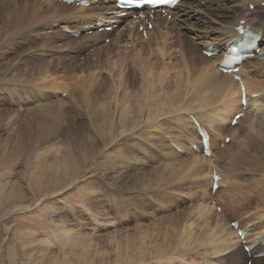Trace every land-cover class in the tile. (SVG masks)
Wrapping results in <instances>:
<instances>
[{
	"label": "rangeland",
	"instance_id": "374dc122",
	"mask_svg": "<svg viewBox=\"0 0 264 264\" xmlns=\"http://www.w3.org/2000/svg\"><path fill=\"white\" fill-rule=\"evenodd\" d=\"M31 1L0 0V211L7 197L6 192L11 187L21 192L24 205L26 204V208L7 216L0 212V264H159L150 260L154 252L152 246L160 247L163 251H173L174 254L170 255L175 258L172 260L173 264H204L206 251H209L207 247L211 243L208 242L213 240L211 236L216 231L210 228L216 225V221L224 223L225 228L237 221L240 227L246 225L251 235L263 228L264 132L261 134L259 129V126L264 125L262 114L252 113L248 106L243 107L244 115L235 125H231L237 127L236 138H232L229 133L223 134H228V142L222 140V136L215 138L216 143L212 148L215 156L226 146H230V154H237L239 149L243 152L235 162L224 157L216 167V172L219 169L227 182L230 176L231 180L237 182V188L231 191L233 198L227 183L213 192L209 191L206 180L201 175L198 176L202 180L198 179L193 163L188 162L193 156L203 155L195 153L189 147L184 136H181L183 133L180 132L179 135L174 130L173 122L166 123L174 119L175 116L172 115H175V108L161 114L159 123L164 127L171 126L168 127V133L172 140L179 138L178 143L183 141L187 151L191 149L194 155L176 151L171 148L165 136L150 129L145 134H148L151 141L157 145L160 142L167 143L173 152L179 154L178 157L171 156L169 152L167 154L168 150H153L151 146L146 150L149 154H144L137 148L140 141L131 135L117 136L118 139L115 138L111 145L105 146L103 139H100L105 130L96 128L97 122L93 120L94 114L100 113L96 105L103 106L112 97L111 90L115 82L109 73L116 74V71L112 73L116 59H129V54L134 56L139 47H134L131 43L126 45L127 41L120 47L117 46V33L114 30L72 37L64 33L61 27L66 24L80 29L77 26L82 24L83 19H73L71 16L81 14L75 15L69 10L59 9L57 5L60 2L57 0H37L35 6H41L42 9L29 12L28 5ZM241 1L229 4L226 13L231 14L234 8L245 9L247 2ZM249 1L253 2V5H248L249 10L257 6L264 7L262 0ZM107 3L104 2V5ZM172 15L163 17L160 14L167 22L173 21ZM68 18L76 21L72 23ZM124 24L125 21L121 25ZM166 25L167 23L163 25L164 28ZM175 31L178 33L169 40L172 42L168 50L169 54H173L171 58L178 55L179 44L175 39L184 35L180 28ZM187 38L192 42L191 37ZM142 46L146 47L145 44ZM261 46L263 45L260 44L259 47ZM155 47L154 41H151V51L149 48L143 49V56H150ZM199 52L198 50L197 54ZM199 54L203 56L204 52ZM119 61L120 59L117 66L121 64ZM263 61L264 56L255 62ZM128 64L124 71L131 86L132 83H137L135 80H138L140 73ZM117 66L115 68H120ZM215 66L219 71L216 63ZM260 69L264 71V68L253 67L249 75L245 76L250 79L253 77L252 80L259 83L264 82V72H259ZM90 74H93L92 78ZM173 81L174 78L168 82L174 84ZM263 90L249 96L252 99L264 96ZM104 92L111 95H105ZM184 95L178 107H196L198 99L192 98L194 94ZM219 105L221 103L217 102L214 107H207L208 110L203 111L213 110L219 113L217 118L226 119L223 121L224 125L229 126L228 118L232 115L224 114V105L222 108ZM116 112L118 111L114 107L109 109V114L113 113L114 119L118 115ZM192 112H183L182 116L187 118V114ZM252 125L256 127L252 129ZM92 150L93 154L88 155ZM67 153L80 159V154H83L84 159L86 157V168L80 163L76 167L79 176L72 182L69 177H61L64 183L59 179L60 185H56L58 188L55 186V191H52L51 185L44 187L45 181L39 179L38 184L41 183L47 190L44 197L39 198L34 189L37 186L33 185L38 178V169L41 165H45L46 170L49 166L56 165L61 171L62 163L58 162H62ZM131 155L137 156L138 160H127ZM206 158L210 160L209 157ZM215 158L212 157V160ZM205 209L210 211L212 222L209 220L203 223L201 214ZM64 230L81 239L84 245L63 246ZM13 231L19 234H13ZM139 243H144L142 251H146L136 256L140 251ZM182 243L184 246H181ZM177 252H182L178 254L184 256H178ZM254 259L259 258L248 256L245 264H252Z\"/></svg>",
	"mask_w": 264,
	"mask_h": 264
},
{
	"label": "bare ground",
	"instance_id": "6f19581e",
	"mask_svg": "<svg viewBox=\"0 0 264 264\" xmlns=\"http://www.w3.org/2000/svg\"><path fill=\"white\" fill-rule=\"evenodd\" d=\"M86 1H88L90 4L88 8H84L79 5L77 8H73L69 5L65 6L61 3L58 4L57 7H59V9L69 10L75 15L76 13L81 14L80 16L72 15L71 17H73V19L74 18L80 19L79 17H81V20L83 19L82 21L86 23L87 26H91L94 18L98 19L93 22L95 24L98 23L99 20L101 19L108 20V22L111 24V20L113 19L112 15L116 11V8L114 6L115 3L112 0H86ZM243 1L247 2L245 9L243 8L235 9L234 8L231 10V14H227L226 10L228 12L229 8H227V6L229 7V4L240 3L242 1L241 0H181L178 6L173 8L172 11L167 12L168 15L173 14L172 15V17L174 18L173 21L167 22L166 19H162V17L156 16V18L151 22L152 24L151 30L146 29L145 24H143V22H139V26H144V32H145L144 36L142 34L138 35L137 29L134 26H131L132 22L128 20L129 21L128 24L125 25L126 29H124L125 28L124 27L122 30L125 32H122V31L117 32L116 37H115V43L117 46L120 47L121 44L124 43V41H127V43H125L126 45L128 43H131L134 47H139V49L135 51L134 56L133 54L132 55L129 54L128 56L129 59L127 57H126V60H122V58H117L116 61L114 62V65L113 66L111 65L113 69L112 73H115L116 71L115 75L109 73V76L115 82L111 90L112 97L109 98L111 101L105 98V100H108V101L104 102L103 106L101 105L103 107L102 110L99 109L101 106L96 105L99 103L95 104L96 107H98V110L100 113L94 114L93 120H95V123L97 122L95 126L96 128H102L105 130L104 133L100 137V139H103L102 142L104 143L105 146L111 145L115 141V138H117V136L127 137L131 135L132 137L136 136L135 138H137L140 141L137 148H139V150H141L140 152L144 154L145 153L149 154V152H147L146 150L149 148V146H151L150 148H152L153 150H160V151L168 150L167 154L169 152L171 156L173 155L174 157H178L179 154H177L176 152H173L171 150L172 146L171 148L169 146L172 143L179 150H181L182 153L189 154L190 152V155H194V152L191 149L187 151L188 148L184 144H182L183 141L181 143H178L179 138H177L176 141L172 140V138L169 136V133H168L170 132L169 128L171 126L165 125L166 127H164L162 124L159 123V120H160L159 118L162 117L161 114L164 115V112H168V110L170 109L172 110L173 108H175L173 109L175 111V115H172V116H175L174 119L173 120L168 119L169 121H167V118H166L165 119L167 121L166 123L171 124L173 122V124L175 125L174 130L178 134L180 132L183 133L181 134V136H184L183 139L189 143V147L190 145L195 144L196 148H199L200 147L199 143L201 142L199 140L200 138H198L196 135V127L192 119L189 117L184 118L182 116L183 112L194 111L195 113L192 112L187 115L189 116L191 115V117L196 120L199 126L202 127L203 130L206 131L207 134L209 135L208 145H209V150H210V157H209L210 160H208L204 156L199 155V156H193L194 158H192L191 161H189L188 163H193L192 167L194 171L196 172L197 176L201 175L204 178L203 180H206V184L209 187V191H211L213 171H215V173L220 176L219 181H218L220 188L224 183H227L230 193H232L231 191L237 188V185H236L237 182L235 181L236 182L235 183L233 180H231V176L229 177L230 180H228L227 182L225 175L221 171H219V169L216 172V167H218L217 166L218 162L224 159V157L225 159L227 157L229 160L235 162L238 158L242 156L243 152L239 149V152L237 154H230L228 152V148L230 146H226L224 150L218 151L217 156H215L212 151V148L213 146H215V143H216L215 142L216 137L222 136V140H224L226 137H228V134L227 135H223V134L229 133V135L235 139L237 127L236 126L231 127V125L229 126L224 125L223 121H226V119L217 118V115H219V113L214 112L213 110H210V111H203V110H208L206 109L207 107L208 108L211 106L214 107V104L216 105L217 102H220L221 106L220 105L219 106L222 108V106L224 105L226 109L225 110L226 112L224 114L231 113L232 115L228 118V122L230 123L231 119L233 118L235 114L239 112H243V108L240 105V96H241L240 86L242 85L244 89L245 98L247 100L248 109H251L252 113L259 112L260 114L263 115L262 117H264V96H260L256 99H251L249 97V95L252 93L261 92L264 89L263 88L264 82L259 83L258 81H253L252 80L253 77H251L250 79L248 76H243L244 73L246 75H249L250 69L253 67L264 68V61L261 63L255 62L258 60V58L261 55L264 56V7L261 6V8H259V6H257L253 8L252 10H249L248 5H253V2L249 0H243ZM104 2L105 3L109 2V3H107V5H104ZM37 3H38L37 0L31 1L29 3L30 5H28V11L35 12L36 9H42L40 8L41 6L38 8L35 6ZM194 15L198 17H195ZM68 19H71V18H68ZM66 20H67V17H66ZM63 21H65V19H63ZM69 21L75 22L76 20L71 19ZM115 22L122 23L123 21L119 19V20H116ZM165 23H167V25L164 28L163 25ZM110 24L104 25V24L98 23L99 26H104V27L109 26ZM68 28H69L68 25L66 26V24H64L61 27V30L68 29ZM177 28H180V30L184 32V35H179L175 39V42L179 44L178 55L173 56L174 58H171L173 54L172 55L171 53L169 54L168 50L172 42H169V40L171 38H174V35L178 33L175 31V29ZM189 29H192L194 31H191ZM244 29H248L249 31L256 33L258 35V40H256V43H255L256 45L255 47L257 48V51L252 50L251 51L252 55L247 57L239 65L238 74L236 75L240 77L238 80H235L233 77L234 75L232 73L222 74V72H219L217 70V67L215 66V63L217 64V66L219 65L226 48L231 43H234L235 41H238L241 38V30H244ZM174 32L176 33L174 34ZM124 34H126L127 36L125 37ZM187 37H191L192 42L188 41ZM151 41L152 42L154 41L156 47L150 56L147 55V57H144L142 54V51L143 49H147V48H149L150 50ZM144 44L146 45L145 48H143L142 46ZM260 44H262L263 46L259 47ZM199 45H201V47ZM208 47H210L209 51L211 52H214L217 50L221 52L211 57H207V55L202 56L199 54L201 51H204V52L207 51ZM198 50L200 52L197 54ZM127 54L128 53H126V55ZM119 59H120L119 62L121 64L120 66H117ZM128 63L131 64L134 71H139L138 73H140V77L138 78V80H135L137 81V83H132L131 86L128 84L126 80L127 74L124 71L126 68H128L129 66ZM116 66L120 68L117 69L115 68ZM180 66H182V68H180ZM179 70H181L182 72H180ZM259 72L263 73L264 71L263 69H260ZM92 75L93 74H90V78H92ZM172 78H174V81H173L175 82L174 84H171L168 82L169 79L171 80ZM109 84L111 83L109 82ZM191 93L195 95V96L193 95L194 97L191 95L192 98L196 97L198 99L196 101L197 102L196 107L191 106L190 109L186 108L187 105L185 106L183 105L184 107H181V108L178 107L180 105L179 103L181 102L180 99L183 97V95L184 94L188 95ZM104 94L109 95L110 93L104 92ZM186 98L187 100L189 99L188 97ZM113 107L115 108L116 111H118L116 112L118 114L116 119L112 117L113 113L112 115L109 114V109ZM99 121L101 123H98ZM163 123L165 124V122ZM257 125H260V124L258 123ZM263 126H259L261 134L262 132H264ZM251 127L252 129H254L256 125L255 127L253 125ZM148 129H150L151 131H156L157 134L160 133L162 134V136H165L167 138L169 145L167 143L165 144L160 141H159L160 142L159 145L152 142L151 139L148 137V134L147 135L145 134L147 131H150ZM259 129L258 130L255 129V131H259ZM242 144L243 143H241V145ZM93 152L94 151L92 150L90 153H88V155L93 154ZM80 157L81 159L79 157L75 158L73 157V155L69 153L65 154L62 162H58L60 164L62 163L61 171L58 170L59 166L56 167V165L55 167L49 166L50 168L47 169L48 171L46 170L45 165L43 166L41 165V168L39 169L37 168L39 171L38 178L34 180L35 182L33 185L37 186L34 189L37 191L36 193L39 194L38 195L39 198L44 197L43 196L45 195L44 192L47 191L44 187L51 185L53 186L52 191H55L56 190L55 186L58 185V183L60 185L59 179L69 177L70 181L72 182L76 178H78L79 175H78V170H76V167H79L78 165H80V163L81 165H84V167L86 166L85 165L86 157L84 159L83 154H80ZM212 157H216V158L212 160ZM127 160H131V161L133 160L134 162H136L138 158L137 156L131 155V156H128ZM214 161L216 163H213ZM166 165H165V169H166ZM182 168H185V167L182 166ZM206 177L207 179H205ZM41 178L45 181L44 187L41 186V183L38 184L37 182ZM198 179H201V178H199L198 176ZM62 182L64 183L63 179H62ZM56 187L58 188V186ZM43 188L45 190H42ZM220 188H218V190ZM6 195L7 197H5V201L4 203H2L3 207L0 211L2 215L7 216L15 211L20 210L21 208H26L25 206L26 204L24 205V197L22 196L20 191H17L15 188L11 187L10 190L6 192ZM251 196L252 195H250V197ZM233 197L234 195L231 198ZM209 212L206 211V209L204 213L202 212L201 216H203V219H204L203 223L211 220L209 217L210 215ZM197 218H198V215H197ZM219 223H221L220 220H218V222L216 221V225L215 226L213 225V227L210 228V229H215L216 231H214L215 233L212 234L211 236L213 240L212 239L211 240L209 239L210 241L208 240L209 241L208 243L210 242L211 243L207 247L209 251H206L207 256L204 257L205 258V260L203 261L204 264H245V262L248 260V254L243 250V246L247 245L248 243H251V241H257V244H258L255 247H253L252 250L249 252L251 256L259 252H264V238L262 239V236L264 235V231H262L264 230V226H262L263 227L262 229L259 228L261 229L260 231H257L253 233L252 235L250 233H245L243 237L245 241L242 244L237 236V230L238 229L240 231L244 230L246 225L245 226L243 225L241 227H238L236 230H233L231 227L225 228L223 225L224 223L223 224H219ZM201 226H202V223H201ZM15 232L19 234V232L17 231ZM15 232L13 231V234ZM64 234H65V238H64V241H62L63 246H67V245L77 246L78 245L82 247L84 245L81 243L80 241L81 239H77V237L69 235L66 231ZM207 237L210 238V236H207ZM214 239L216 240L215 242H213ZM142 241L143 240H141V242ZM164 245H165V248H168L166 247L167 244H164ZM181 246H184L183 243L181 244ZM144 247H145L144 243H139L140 251L137 252L136 256L146 251V250L142 251ZM152 247H154V252L152 253L153 257L150 258V260L156 261L159 264H173L172 260L175 258L170 257V255L174 254L173 251L168 252V249L163 251V250H160V247L159 248H156L157 246H152ZM178 253H182V252H177V255L178 256L180 255L181 257L182 255ZM140 258H143V257L141 256ZM165 259L167 260L165 261ZM184 264H188V263H184ZM193 264H198V262H194ZM252 264H264V258L254 259L252 261Z\"/></svg>",
	"mask_w": 264,
	"mask_h": 264
},
{
	"label": "snow or ice",
	"instance_id": "6c2138e0",
	"mask_svg": "<svg viewBox=\"0 0 264 264\" xmlns=\"http://www.w3.org/2000/svg\"><path fill=\"white\" fill-rule=\"evenodd\" d=\"M149 3L152 4H159V3H165L167 0H148Z\"/></svg>",
	"mask_w": 264,
	"mask_h": 264
}]
</instances>
